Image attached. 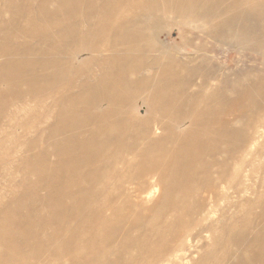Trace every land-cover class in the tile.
I'll return each mask as SVG.
<instances>
[{
    "label": "bare ground",
    "instance_id": "obj_1",
    "mask_svg": "<svg viewBox=\"0 0 264 264\" xmlns=\"http://www.w3.org/2000/svg\"><path fill=\"white\" fill-rule=\"evenodd\" d=\"M170 28L264 53V0H0V130L10 107L18 108L11 120L30 104L55 119L37 154L40 136L25 143L20 165L37 184L23 182L27 193L0 213V264L187 263L186 250L172 245L191 236L193 215L204 220L205 204L195 198L235 184L255 145L246 115L262 120L264 61L227 90L201 50L174 49L157 38ZM80 55L86 59L78 61ZM140 103L144 117L135 114ZM131 183L139 195L161 191L143 224L154 239L134 240L131 230L119 242L124 211L113 195H130L124 187ZM39 190L50 212L37 219V208L21 209L25 195ZM239 212L200 224L194 237L209 234L214 251L198 264L212 252L221 264H264V210L253 223L249 212ZM48 226L56 231L45 234Z\"/></svg>",
    "mask_w": 264,
    "mask_h": 264
},
{
    "label": "rangeland",
    "instance_id": "obj_2",
    "mask_svg": "<svg viewBox=\"0 0 264 264\" xmlns=\"http://www.w3.org/2000/svg\"><path fill=\"white\" fill-rule=\"evenodd\" d=\"M170 29H165L166 31L164 30L163 32H158L159 34L157 38L160 39L161 41L167 42L174 49L178 47V48H185V50H188V48L201 50L203 53H205L204 54L205 57L209 59L210 63L214 66L217 74L221 75V80L225 84L227 90L230 89L231 84L234 83L237 79H241L245 76L250 77L255 73H257V71L261 67L262 61H264V53L262 51H258L254 48H249V47L246 48L245 45L240 44L238 42L218 44L215 43L214 41L207 39L201 34L197 33V31L191 30L189 28H173L171 30ZM85 59H86V55H80L78 57V61H83ZM210 84L220 85V83L213 81ZM29 107L31 108L30 110H28V112L25 115L20 112L18 114V117H16L14 120L10 119V114L16 112L18 108L10 107L6 111V115H4L3 119L1 120L0 204L2 206L0 205V209L1 208L3 209L0 210V213L3 212V210L6 209L7 206L11 205V203L12 205H14L15 203H13V201L15 199H18L19 197L27 193V189H25V187L23 188V182L25 183L24 185H27V183L28 184L34 183L32 185L37 184L36 183L37 177L34 175L24 176V173L26 174L27 170L22 169L20 165L24 159H27V154H25L24 152L25 143L28 140L37 141L40 136L41 138L40 144L38 143L36 146H34L33 149L34 153L37 154L38 151L41 150V148H44V143L42 141L45 140L46 137V134L44 132L46 131L45 129H47V127L51 125V123L53 124L55 120L53 116L45 115V108L39 109L38 107L33 106V104H30ZM135 114H137L139 117L146 116V111L142 107L141 103L138 105L137 113ZM260 114L262 120L259 121L257 120L258 118L252 116L251 113H247L246 115L247 118L252 119L251 122L247 124L246 135L250 139L254 138L255 145L251 147L250 155H247V153L246 155L244 154L243 156L244 163L241 166L237 167L238 171H237V180L235 181L236 183L235 184L232 183L230 186L228 184L220 183L215 188H213L210 191V193L199 194L197 198H195V202H193L195 205H201L202 203L205 204L203 207V211H204L203 215L205 221L204 220L201 221L202 213L200 215L199 214L193 215L191 219L195 221L194 222L192 221L193 222L192 234H194V232L196 234L198 231H200L199 227L201 225H202L201 227L205 226L204 222L206 223V225H209L213 223V221H217L223 218L225 215L231 216L233 213L237 212V210L238 211L241 210V212L242 211L249 212L250 213L249 222L253 223L255 222L254 219L255 216L260 214L264 210V206H263L264 202L262 203V201H264V104H263V110L261 111ZM234 119H235L234 115L228 117L229 121H234ZM15 122L17 124H21L20 125L21 127L16 128L17 126H15L14 124ZM27 128H29L27 132L22 133ZM185 128L186 126L182 127L181 129H185ZM36 129L38 130V132H36L35 134L34 131ZM255 153L259 157L255 158L254 157ZM240 154L241 153H237L235 156H239ZM57 161L58 159L56 158L51 159L48 163L49 164L48 166L53 167ZM209 161H211V159H209ZM249 163H251L252 166H247ZM150 181L151 180H149L148 182L150 183ZM135 186H136L135 183H131L130 185L124 187L126 193L130 195H113V203H115L116 206H118L120 209L124 211V215L122 218L123 228L121 227L119 242L126 241L128 236L123 237L122 235L123 233H126L128 231L130 233L131 230H132V237L134 238V240H137L138 237L141 236L142 234L150 235L151 238L154 239L152 234L154 230L150 232L149 229H151V227L146 226L148 228L146 229L143 224L146 222V220L149 217L152 216V208L162 197V195H160L161 191L159 192L157 190L156 192H154L151 190L148 191L147 193H143L142 195H139L134 190ZM244 188L249 193L248 192L242 193V190H244ZM39 192H41V194ZM39 192L37 195H34L31 198L29 197V195H25L23 199L24 207L21 209V212L25 211L24 209H26L27 211L28 206L30 205H32V207H34L35 209L37 208L38 209L37 219H39L40 211L42 217L43 215L46 216L50 212V209L47 208L45 203L46 195L44 191L39 190ZM209 195H216V196L214 197L211 196L209 198ZM11 199L13 201H11ZM243 199H244L243 202L244 205L243 203H241ZM238 205L241 208L239 207L237 208ZM31 211L33 210L28 211L29 214L31 213ZM241 212H239V214H241ZM105 213L111 215L112 211L106 210ZM162 222L163 221L161 219L159 223L163 224ZM156 223H157L156 225L158 226L159 225L158 222ZM46 229L43 230L45 234H51L53 230L56 231V228L53 226H48ZM46 231L48 233H46ZM192 234L191 236H187L184 240H181L180 243H177V246L172 245L173 249L180 248L182 250H186L184 255H182L184 256V259L187 261L186 264H195V263L198 264L197 262L200 261L201 259L200 257L206 254V251L207 253L214 251L213 249L214 246L211 247L213 244L209 234L201 233L199 234L200 238L194 237L195 234L194 235ZM119 236H117V238ZM156 240L158 239H155V241ZM16 244L21 246L19 240L16 241ZM48 246H50L48 242H45L42 248L46 249L48 248ZM181 247H184V249ZM225 250L226 247L225 249L223 247L224 252ZM24 252L25 254L28 255V251L26 249H24ZM77 253H79L80 257L83 256L85 257L87 255L86 251H84V249L81 248V245ZM212 254H213V258H209V261L206 258L204 260V264H215V262L216 264H221V263H217V261L214 260V256H216L215 255L216 252L215 253L212 252ZM180 256H178V258L175 260L178 261ZM66 261L67 259H63L61 261L52 260L51 263L63 264V262ZM20 262L22 264V261ZM49 262L50 259H46L45 263L43 264H48ZM222 264H228L226 259Z\"/></svg>",
    "mask_w": 264,
    "mask_h": 264
}]
</instances>
